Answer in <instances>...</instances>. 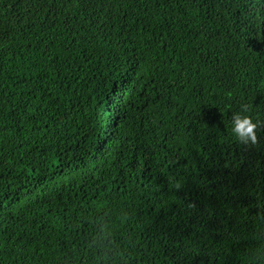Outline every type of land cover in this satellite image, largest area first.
<instances>
[{
    "label": "trees",
    "instance_id": "1",
    "mask_svg": "<svg viewBox=\"0 0 264 264\" xmlns=\"http://www.w3.org/2000/svg\"><path fill=\"white\" fill-rule=\"evenodd\" d=\"M0 264H264V0H0Z\"/></svg>",
    "mask_w": 264,
    "mask_h": 264
},
{
    "label": "clouds",
    "instance_id": "2",
    "mask_svg": "<svg viewBox=\"0 0 264 264\" xmlns=\"http://www.w3.org/2000/svg\"><path fill=\"white\" fill-rule=\"evenodd\" d=\"M230 131L236 143L254 146L258 141V124L246 109L235 111L231 115Z\"/></svg>",
    "mask_w": 264,
    "mask_h": 264
}]
</instances>
